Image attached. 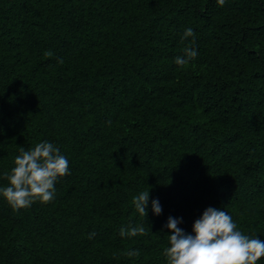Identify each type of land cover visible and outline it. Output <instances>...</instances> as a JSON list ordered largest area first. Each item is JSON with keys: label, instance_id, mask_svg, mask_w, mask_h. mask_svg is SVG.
<instances>
[{"label": "trees", "instance_id": "trees-1", "mask_svg": "<svg viewBox=\"0 0 264 264\" xmlns=\"http://www.w3.org/2000/svg\"><path fill=\"white\" fill-rule=\"evenodd\" d=\"M44 141L69 174L48 203L0 196V264H167L168 218L193 234L209 207L264 240V0H0V187Z\"/></svg>", "mask_w": 264, "mask_h": 264}, {"label": "clouds", "instance_id": "clouds-1", "mask_svg": "<svg viewBox=\"0 0 264 264\" xmlns=\"http://www.w3.org/2000/svg\"><path fill=\"white\" fill-rule=\"evenodd\" d=\"M226 0H218L223 6ZM189 37H195L191 28L184 31L182 42ZM51 57L49 51L45 53ZM195 48L186 46L183 55L175 58V64L184 67L195 59ZM62 63V59L58 61ZM69 174V161L60 153L59 148L51 142H39L33 148L25 150L20 147L19 155L14 159V167L5 174L7 186L0 187L3 196L13 210L26 209L34 202H51L55 196L57 180ZM132 203L136 211L147 217L149 191H144L133 197ZM152 211L160 215L162 208L158 200L152 201ZM180 219L169 217L166 227L172 233L168 236L169 247L162 255L167 264H257L264 257V240L252 238L237 230L232 217L217 208L209 207L202 216L195 220L192 233L187 234L177 225ZM145 234V228L140 226L121 227V237H135ZM95 233H89L93 238ZM129 257L138 256V250L126 253Z\"/></svg>", "mask_w": 264, "mask_h": 264}]
</instances>
